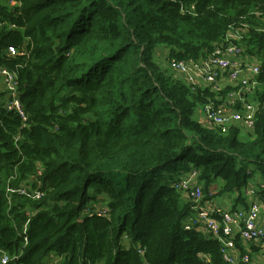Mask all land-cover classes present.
Segmentation results:
<instances>
[{"label":"trees","instance_id":"16d2710c","mask_svg":"<svg viewBox=\"0 0 264 264\" xmlns=\"http://www.w3.org/2000/svg\"><path fill=\"white\" fill-rule=\"evenodd\" d=\"M14 2L0 4V66L17 74L27 122L0 104V257L224 264L219 243L187 226L192 203L172 184L197 170L203 200L219 180L213 198L234 193L245 207L244 189L264 180V0ZM242 23L239 46L259 66L246 138L197 122L215 96L154 54L200 58ZM254 192L264 201V189Z\"/></svg>","mask_w":264,"mask_h":264},{"label":"built area","instance_id":"2783aa9c","mask_svg":"<svg viewBox=\"0 0 264 264\" xmlns=\"http://www.w3.org/2000/svg\"><path fill=\"white\" fill-rule=\"evenodd\" d=\"M8 1L9 5L15 4L14 0ZM246 28L244 23L230 28L223 41L215 43L213 49L200 58L166 60V67L175 78L184 81L193 91L205 88L215 96V101L208 100L201 108L199 123L208 129L226 132L232 125H240L245 131L254 128L258 104L252 103V95L259 85L256 79L259 66L251 65L255 60L244 56L239 46ZM17 53L14 48L7 49L9 56ZM0 82L4 90L0 104L5 110L17 114L25 126L27 116L18 97L17 74L0 66ZM198 176L199 172L192 170L172 184L192 203L193 213L187 226L219 243L224 264H255L260 257L264 261V201L248 186L244 189L245 207L226 210L215 204L205 205ZM263 189L262 184L259 190ZM20 193L24 194L26 190ZM39 197L35 194L33 199ZM98 214L102 211L98 210ZM236 239L239 245L256 248L257 255L252 257L255 254H250L249 250L242 253ZM199 258L204 264H212L208 255H199ZM8 260L3 255L0 264H7Z\"/></svg>","mask_w":264,"mask_h":264},{"label":"crops","instance_id":"0c3cea01","mask_svg":"<svg viewBox=\"0 0 264 264\" xmlns=\"http://www.w3.org/2000/svg\"><path fill=\"white\" fill-rule=\"evenodd\" d=\"M162 51V54H158L159 53V51ZM160 50H156V53H154V54H156V56H158V55H160V58L165 62V59H164V56H163V50L162 49H160ZM166 63V62H165ZM251 65H258V62L255 60L254 62H252V63H250ZM165 68H167V67H164L163 69H165ZM174 76V75H173ZM175 77V76H174ZM4 90H3V85L1 84V82H0V102L2 101V98H4L3 97V95H4ZM2 94V95H1ZM252 98H253V95H252ZM252 103H254V104H256L257 105V101H255L254 99H252ZM201 108H202V106H200L199 107V110L197 109V110H195V116H197V118H195L196 119V121L197 122H199L200 120H201V116H202V112H201ZM237 109V108H236ZM230 128H236V129H238L239 128V130H240V135L243 133H250L251 132V130H244L243 129V127H241L240 125H232ZM241 137H244V135H241ZM246 137V136H245ZM254 178H255V175H254ZM254 178H253V182L255 181L254 180ZM220 185V184H219ZM219 185H217V184H214L213 186H212V188H211V190H212V192H211V196H212V198L210 199V200H204V204L205 205H208L209 203L210 204H215L216 206H218V207H221V208H223V209H233V208H238V207H240V206H238V204H239V202L237 201V203H236V194H230V195H228L227 197H223L222 199H217V198H213V195H214V193H215V191L218 189V186ZM257 184H253V183H251L250 182V184L248 185L250 188H251V190L252 191H254V188H255V186H256ZM243 197H244V206H245V204H247V198L244 196V191H243ZM239 249H240V251L241 252H243V253H245L247 250H249L250 251V254H255V255H252V257H255L256 255H257V253H256V251H257V249L256 248H254L253 246H250V245H239ZM51 260H54V259H52L51 258ZM263 259L260 257V259H257V261H256V263L255 264H264V262L262 261Z\"/></svg>","mask_w":264,"mask_h":264},{"label":"rangeland","instance_id":"374dc122","mask_svg":"<svg viewBox=\"0 0 264 264\" xmlns=\"http://www.w3.org/2000/svg\"><path fill=\"white\" fill-rule=\"evenodd\" d=\"M9 3V1L8 0H0V4L1 5H3V4H5V3ZM15 5V4H14ZM158 54H162V51L160 50L159 51V53ZM157 61H158V63L161 65V68H164V67H166V60H165V62L159 57V55H158V57H157ZM166 69V71H169V69H167V68H165ZM170 72V71H169ZM171 73V72H170ZM199 110V107H197L196 108V110ZM195 118H197V116H195V113H194V119ZM196 120V119H195ZM246 134L247 133H242L241 135H244V138H246L245 136H246ZM185 175V174H184ZM180 177H182V176H180ZM254 182H251V183H253V184H257V186H258V188L260 189V185H264V180L263 179H261L260 178V176H258V175H255V178H254ZM216 184L217 185H219V184H221V182L218 180L217 182H216ZM181 193V195H182V197H184L186 200H187V197H186V195L184 194V193H182V192H180ZM230 194H233V193H228V194H223V195H218V196H215V198H217V199H222L223 197H227L228 195H230ZM190 201V200H189ZM54 262L55 261H57V259H54L53 260ZM264 262V261H263Z\"/></svg>","mask_w":264,"mask_h":264}]
</instances>
